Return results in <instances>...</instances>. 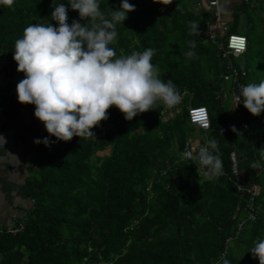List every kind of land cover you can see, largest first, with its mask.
I'll return each instance as SVG.
<instances>
[{
  "label": "trees",
  "instance_id": "1",
  "mask_svg": "<svg viewBox=\"0 0 264 264\" xmlns=\"http://www.w3.org/2000/svg\"><path fill=\"white\" fill-rule=\"evenodd\" d=\"M68 2L14 0L12 6L0 5V60L5 59L9 77L19 73L13 60L15 41L28 25L58 27L51 13L59 4L68 8L69 24L80 20ZM98 2L109 19L121 4ZM128 2L135 10L116 24L117 40L110 47L117 56L155 49L151 63L163 80L174 82L182 102L174 109L160 104L131 121L113 106L89 139L57 141L43 125H31L35 140L48 137L52 143H36L22 189L33 206L17 234H0V264H222V256L231 264H259L249 250L264 239V161L257 151L264 148V132L260 139L259 130H242L234 121L232 100L222 96L221 61L202 39L211 12L197 10L194 0H173L168 6L153 0ZM231 20L233 32L244 22L246 55L257 58L249 80L258 84L264 81V0L243 2ZM190 22L199 24V34H190ZM189 51L192 58L184 55ZM190 106L212 111L211 129L201 139L202 144L217 141L223 163L218 178L209 180L205 169L197 171L194 161L183 156L186 144L197 142ZM233 151L245 188H261L254 200L258 220L244 222L241 231L238 225L247 217L251 195L239 190ZM257 161L262 167L252 169Z\"/></svg>",
  "mask_w": 264,
  "mask_h": 264
},
{
  "label": "clouds",
  "instance_id": "2",
  "mask_svg": "<svg viewBox=\"0 0 264 264\" xmlns=\"http://www.w3.org/2000/svg\"><path fill=\"white\" fill-rule=\"evenodd\" d=\"M153 2L168 6L173 0ZM68 3L78 12L80 20L69 24L65 4L53 6L51 18L58 27L51 23L28 25L23 37L15 41L13 55L17 72L24 73V78L16 85L18 102L35 106L34 116L44 125L49 137L64 142L73 137L94 138L92 129L108 119V110L113 106L125 120L131 121L160 104L174 109L182 102L174 82L163 80L159 69L151 63L155 49L117 56L116 50L110 47L117 40L116 24L123 23L127 14L135 10L133 4L121 0L119 9L113 10L109 19L100 10L98 0H69ZM13 4L14 0H0L3 6ZM190 25V34H199V24L190 22ZM189 45L194 48L195 42L189 41ZM184 55L192 58L194 53L189 51ZM240 96L250 114L259 116L264 112V81L243 86ZM196 121L205 128L210 126L203 113ZM232 130L236 131L235 126ZM34 143L48 147L52 142L45 137ZM257 151L260 161H264V148ZM217 152V141L213 139L200 147L196 155L189 152L188 156L197 171L205 169V175L212 180L223 175V163ZM260 161L250 167L261 168ZM249 252L259 264H264V239L256 242ZM221 261L231 264L223 256Z\"/></svg>",
  "mask_w": 264,
  "mask_h": 264
},
{
  "label": "crops",
  "instance_id": "3",
  "mask_svg": "<svg viewBox=\"0 0 264 264\" xmlns=\"http://www.w3.org/2000/svg\"><path fill=\"white\" fill-rule=\"evenodd\" d=\"M210 1L194 0L197 10L205 8L211 12ZM243 2L244 0H220L223 19L228 24L231 32H233L231 17ZM249 2L250 0L245 3ZM210 17L212 18V12L209 13ZM241 35L247 37L244 33ZM211 46L214 50V57L218 59L215 47L212 44ZM222 66L221 61L220 67L223 71ZM247 69L249 71L247 82L252 83L249 80L251 68L247 67ZM23 78L24 73L21 72L9 77L5 59L0 60V137H3L0 138V234L7 232L15 234L14 230L21 222H24L28 211L33 206V202L26 199L22 191L26 180L29 178L30 164L36 151L33 131L32 129L28 130V128L34 123L43 124L34 116V105H24L18 102L16 85ZM231 111H234L235 116L234 107ZM257 130L260 131L259 128ZM196 139L199 144H202L203 139ZM205 142L208 143V141ZM1 260L2 255L0 254V262Z\"/></svg>",
  "mask_w": 264,
  "mask_h": 264
},
{
  "label": "built area",
  "instance_id": "4",
  "mask_svg": "<svg viewBox=\"0 0 264 264\" xmlns=\"http://www.w3.org/2000/svg\"><path fill=\"white\" fill-rule=\"evenodd\" d=\"M248 1L249 0H244V2ZM210 8L212 18L206 23L202 39L205 42L211 43L215 47L216 57L223 63V73L221 78L225 85V91L222 93V96L225 100L228 97L232 100L231 102L235 110L234 121L240 123L239 127L246 131L254 128L256 129V134L258 132L257 128H259V138L261 139L264 132V112L259 116H253L243 106V103H241L243 98L240 96L242 87L250 83L247 82L249 71L244 64L238 63L236 60L240 59L247 53L249 41L247 37L236 32H231L228 24L223 19V14L220 9V0H211ZM240 41H243L242 46H238ZM201 113H203L205 117V122L210 125L207 128L201 126V124L196 121V117ZM188 115L190 123L198 129L209 130L211 128L210 112L205 106H192L189 108ZM256 120L257 123L255 122ZM206 145L207 142H204L203 144H199L198 142L186 144V152L183 154L184 158L191 159V157L188 156L189 152L194 156L199 151L200 147ZM230 159L232 161V171L236 177L239 190L247 191L251 195L250 201L247 204L246 220L256 222L259 217V210L255 208L254 200L256 195L260 192V186L254 185L249 189L245 188L239 167L238 154L235 151L231 152ZM242 228L243 223L239 225V230L241 231ZM21 229L22 225H20V228L15 229L14 233L17 234Z\"/></svg>",
  "mask_w": 264,
  "mask_h": 264
},
{
  "label": "rangeland",
  "instance_id": "5",
  "mask_svg": "<svg viewBox=\"0 0 264 264\" xmlns=\"http://www.w3.org/2000/svg\"><path fill=\"white\" fill-rule=\"evenodd\" d=\"M196 10V9H195ZM232 25V24H231ZM244 27V22L243 20L241 21V24L239 26V30L235 31L236 33L238 34H243V29L241 30V28ZM204 44H207V43H204ZM238 63H242L244 65H246L248 68L250 66H252L253 68L255 67V64H256V61H257V58L255 56H251V55H245L243 57H241L240 59H237L236 60ZM254 70V69H253ZM250 72L252 73V70H250ZM192 107V106H190ZM221 109V108H220ZM210 113L212 114V111L209 110ZM221 115V114H220ZM235 117V116H234ZM192 132L193 133V136L192 138H201V137H204V134H206L204 131H200L198 129L195 128V130H193ZM189 133V132H188ZM195 134V135H194ZM190 135V134H189ZM191 137V136H190ZM191 139V138H190ZM104 153V152H103Z\"/></svg>",
  "mask_w": 264,
  "mask_h": 264
},
{
  "label": "snow or ice",
  "instance_id": "6",
  "mask_svg": "<svg viewBox=\"0 0 264 264\" xmlns=\"http://www.w3.org/2000/svg\"><path fill=\"white\" fill-rule=\"evenodd\" d=\"M242 45H243V41H240L238 46H242Z\"/></svg>",
  "mask_w": 264,
  "mask_h": 264
}]
</instances>
